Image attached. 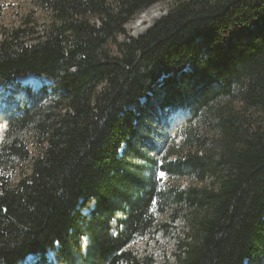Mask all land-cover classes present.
Listing matches in <instances>:
<instances>
[{
    "label": "trees",
    "instance_id": "16d2710c",
    "mask_svg": "<svg viewBox=\"0 0 264 264\" xmlns=\"http://www.w3.org/2000/svg\"><path fill=\"white\" fill-rule=\"evenodd\" d=\"M35 3L43 32L0 28V91L54 84L4 118L0 264H264V0ZM160 3L152 28L117 41ZM150 93L186 115L164 150L137 129ZM158 238L174 241L167 262Z\"/></svg>",
    "mask_w": 264,
    "mask_h": 264
},
{
    "label": "rangeland",
    "instance_id": "374dc122",
    "mask_svg": "<svg viewBox=\"0 0 264 264\" xmlns=\"http://www.w3.org/2000/svg\"><path fill=\"white\" fill-rule=\"evenodd\" d=\"M155 11L160 14L159 18L148 19L140 27L135 28V22L145 13ZM167 14L165 4H157L137 15L134 20L126 25V36H120L117 41L120 43L128 42V37L138 38L145 34L156 22L162 19ZM33 20L36 30L43 32L45 27L50 23L51 18L48 13L38 8L35 0H0V28L12 30L19 27L22 20ZM128 36V37H127ZM113 53L117 54L115 47H111ZM190 72V68L186 70ZM54 84L45 79H39L33 76H28L23 79H18L15 82L10 81L5 84L4 89L0 91V145L4 144L7 126L5 124L6 113L19 114L21 109L27 105L28 94L40 95L45 88H49ZM49 90H47V94ZM150 99L142 98L139 104L133 107V112L139 116L137 125L138 133L147 138L149 143L159 150H164L172 143L176 129L181 121L185 118V114L180 111L166 112L158 110L157 98L153 93L149 94ZM27 139V138H26ZM180 139V138H179ZM178 139V140H179ZM28 140V139H27ZM177 140V141H178ZM181 140V139H180ZM27 143L23 146V152L32 158L31 148L26 149ZM29 152V153H28ZM24 153L20 157H16L12 161V167L7 171V174L12 177V180H17L18 176L24 172L27 174L30 162L22 163L25 158ZM166 185L172 184L168 179L163 181ZM192 183L183 181L180 186L186 188ZM144 245L140 246V251L144 250ZM174 249V241L158 238L157 242L151 243L149 252L154 254L160 262H167L171 259V254ZM33 258H27L24 264H34ZM49 264V259L46 260ZM50 264H52L50 262Z\"/></svg>",
    "mask_w": 264,
    "mask_h": 264
},
{
    "label": "bare ground",
    "instance_id": "6f19581e",
    "mask_svg": "<svg viewBox=\"0 0 264 264\" xmlns=\"http://www.w3.org/2000/svg\"><path fill=\"white\" fill-rule=\"evenodd\" d=\"M160 14L155 12V11H152L150 12L149 14L148 13H145L143 14L142 16H140V18L135 22L134 24V27L135 28H138L140 27L145 21H147L148 19H154L155 18H159Z\"/></svg>",
    "mask_w": 264,
    "mask_h": 264
}]
</instances>
